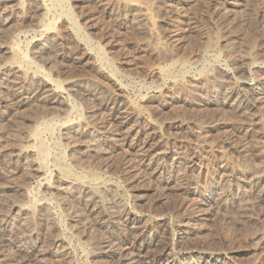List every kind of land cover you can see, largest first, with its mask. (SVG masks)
<instances>
[{"label":"rangeland","instance_id":"obj_1","mask_svg":"<svg viewBox=\"0 0 264 264\" xmlns=\"http://www.w3.org/2000/svg\"><path fill=\"white\" fill-rule=\"evenodd\" d=\"M236 1L65 0L55 9L0 0V224L10 228L0 227V264H115L102 252L108 239L123 258L137 253L123 264H159L166 251L264 264L263 182L252 190L238 180L264 172V0ZM176 60L170 78L157 72ZM254 85L258 116L209 102L222 86L241 94ZM44 115L55 129H40L50 153L37 172L27 150ZM57 152L75 173L97 172L96 182H63ZM214 183L238 188L229 201L202 202ZM13 201L40 207L21 212ZM24 238L42 252L36 260L22 258Z\"/></svg>","mask_w":264,"mask_h":264},{"label":"bare ground","instance_id":"obj_2","mask_svg":"<svg viewBox=\"0 0 264 264\" xmlns=\"http://www.w3.org/2000/svg\"><path fill=\"white\" fill-rule=\"evenodd\" d=\"M39 2H42L43 4L45 3V2H48L51 6L50 7H52V8H55V9H57V8H59V7H63V5H64V3H65V0H39ZM128 2V1H127ZM39 5V4H38ZM235 5H238V1H236L235 0ZM240 5V4H239ZM39 7H40V5H39ZM61 10V9H60ZM67 10V11H66ZM66 10H62V14H64L65 16H66V18H67V20L69 21V23H70V25H71V27H72V29H74L75 31H77V23H76V21L74 20V18L72 17V15L70 14V12L68 11V9L66 8ZM60 14H61V12H60ZM141 15V14H140ZM61 16V15H60ZM44 17V16H43ZM36 22V21H35ZM48 22V21H47ZM147 22V21H146ZM0 23H1V20H0ZM142 23V22H141ZM2 24H3V21H2ZM1 27V26H0ZM44 28L46 27V26H43ZM42 27V28H43ZM48 27L49 28H51V26L48 24L47 25V29H48ZM46 29V28H45ZM46 29V30H47ZM80 30V29H79ZM27 32V31H26ZM79 33V32H78ZM213 36V35H212ZM82 38L81 39H83V41L84 42H88V39L87 38H85V37H83V36H81ZM15 41V40H14ZM91 41V40H90ZM159 42V41H158ZM93 45V44H92ZM9 47V46H8ZM4 49V50H3ZM5 50H7V45L6 44H4V43H0V51H4L5 52ZM7 52V51H6ZM12 52V51H11ZM16 52V51H15ZM20 52V51H19ZM96 53H97V56H98V58L100 59V60H102V61H105L107 64H108V66H109V68H110V71L112 70L113 71V66L111 65V63L106 59V57H105V55L103 54V52L101 51V49L100 48H96ZM13 54V53H12ZM24 55H20V62L22 63V64H24L25 66H27V65H29L30 64V60L28 59V56L26 57V54L25 53H23ZM18 56V55H17ZM251 57V56H250ZM253 57H255V56H253ZM218 58V57H217ZM19 62V63H20ZM177 60H176V62H174V61H171V62H169L168 64H166V65H164V66H159V67H157V72L160 74V75H162V76H170V75H172L174 72H173V70L177 67ZM260 62V61H259ZM14 63V62H13ZM100 63V62H99ZM179 63V62H178ZM257 63V62H256ZM185 64H187V62L185 63V61L184 62H182V63H180V65H179V67L178 68H184L185 67ZM31 65V64H30ZM10 66V65H9ZM22 66V65H21ZM34 66V65H33ZM23 67V66H22ZM30 67V66H29ZM189 67V66H188ZM35 68V67H34ZM27 70V69H26ZM37 71H38V69H36ZM184 70H186V69H184ZM183 70V71H184ZM173 72V73H172ZM175 72H176V69H175ZM178 72V71H177ZM179 72H180V69H179ZM34 73H35V71H34ZM33 73V74H34ZM38 73H39V71H38ZM37 73V74H38ZM42 73V72H41ZM181 73H183V72H181ZM181 73H179V74H181ZM32 74V75H33ZM35 75V74H34ZM33 75V76H34ZM39 75V74H38ZM44 76H46V75H44ZM48 76V75H47ZM119 76H121V75H119ZM29 77H31V76H29ZM38 77V76H37ZM27 78V77H26ZM44 78V77H43ZM168 78H170V77H168ZM35 79H36V77H35ZM39 79V78H38ZM45 79V78H44ZM18 80V79H17ZM37 80V79H36ZM168 80V79H167ZM19 81V80H18ZM30 81V80H29ZM35 81V80H34ZM41 81H43V80H41V79H39V82H41ZM24 82V81H23ZM27 82V81H26ZM44 83H47V81H45L44 80ZM49 83H51V82H49ZM37 84V83H36ZM38 85H40L39 83H38ZM121 85V84H120ZM249 85V84H248ZM22 86V85H21ZM29 86V85H28ZM35 86V85H34ZM42 86V85H41ZM44 86V85H43ZM261 86V85H260ZM259 85H254V86H248V87H246V88H244L245 90L243 91V92H240L241 94H239V93H237V92H234V90L232 91V90H226L223 86L222 87H220L218 90H217V93H219L218 94V97L215 99H212V101L211 100H209V102H211V103H213V104H216L217 105V107L219 106L220 107V109L221 110H227L228 112H239V113H241L242 115H245V116H255V115H257V114H255V111H257L256 109L259 107V105L261 104V101H260V99H256V98H254V96H255V94L257 93V91L259 90V87H260ZM25 87H26V85H25ZM24 87V88H25ZM32 87V86H31ZM245 87V86H244ZM20 88H22V87H20ZM27 88V87H26ZM41 88V87H40ZM73 88V87H72ZM262 88V87H261ZM14 89V88H13ZM18 89V88H17ZM233 89V88H232ZM31 90V89H30ZM29 90V91H30ZM36 91H37V89H35ZM43 90H44V88H43ZM264 90V89H263ZM18 91H19V89H18ZM21 91V90H20ZM14 92H16V91H14ZM38 92H39V90H38ZM41 92H43V91H41ZM47 92V91H46ZM239 92V91H238ZM259 92V91H258ZM36 93V92H35ZM32 94H33V92H32ZM37 94V93H36ZM214 94V93H213ZM212 94V95H213ZM258 94V93H257ZM261 95V94H260ZM16 96H18V94L16 95ZM38 96V95H37ZM40 96V95H39ZM42 96V95H41ZM217 96V95H216ZM263 96V95H262ZM261 96V97H262ZM20 97V96H19ZM18 97V98H19ZM193 97V96H192ZM208 97V96H207ZM256 97H258V96H256ZM17 98V99H18ZM15 99V98H14ZM16 99V100H17ZM39 99V98H38ZM41 99V98H40ZM194 99V98H193ZM210 99V98H209ZM19 100H20V98H19ZM35 100V99H34ZM37 100V99H36ZM39 101V100H38ZM47 101V100H46ZM262 101H263V99H262ZM15 102V101H14ZM21 102V101H20ZM40 102V101H39ZM207 102V101H206ZM8 103H10V102H8ZM8 103H6V104H8ZM5 104V103H4ZM12 104V103H11ZM10 104V105H11ZM262 105V104H261ZM202 106V105H201ZM218 107V108H219ZM262 107V106H261ZM263 108V107H262ZM71 109V108H70ZM259 111H261V110H259ZM51 113V112H50ZM256 113H258V112H256ZM262 113V112H261ZM46 115H48V114H46ZM46 115H44V117L43 118H41V119H39V128H38V126L36 127V128H33V130L32 131H30V134L29 135H31V137L32 138H34V146H32L33 148L32 149H30V147H29V149L30 150H27V151H29V153H30V156L32 155V157H34V159L33 160H35V161H33V163H35V165L33 164V166H34V168H35V171H40V168H42V164H43V162L45 161V158L48 156V153H50V151L48 152L47 151V148H46V146H45V144H44V142L42 141V138L39 136L40 135V129H43L44 130V132H45V130L46 131H49L51 128H54L53 127V124L54 123H52L53 122V120L51 119L52 117H50V115L49 116H47V117H45ZM234 115V114H233ZM259 115V114H258ZM257 115V116H258ZM43 116V115H42ZM52 116V115H51ZM69 116V115H68ZM37 119L39 118V117H36ZM253 118V117H252ZM56 119V118H55ZM66 119H68V118H66ZM224 119V118H223ZM250 119V118H249ZM257 120V119H256ZM38 121V120H37ZM36 121V122H37ZM250 121H252V120H250ZM254 121V120H253ZM224 122V121H223ZM222 122V120H221V122L220 121H218V124H222L223 123ZM38 124V123H37ZM253 124V123H252ZM85 126V125H84ZM35 127V126H34ZM57 127V126H56ZM55 129V128H54ZM130 130V129H129ZM246 130V129H245ZM29 131V130H28ZM53 132H54V130H52ZM49 133V132H48ZM244 133V132H243ZM264 134V133H263ZM28 135V136H29ZM49 136V135H48ZM17 140V139H16ZM122 143V142H121ZM15 145V144H14ZM56 146H57V144H55ZM54 146V145H53ZM48 147V146H47ZM23 148V147H22ZM21 147H18V146H15L14 147V149H16L17 150V152L18 153H23L24 152V150L22 149ZM13 149V150H14ZM27 149V148H26ZM58 149V148H57ZM61 149V148H60ZM10 150H12V149H10ZM6 151V150H5ZM54 151V150H53ZM59 151V150H58ZM61 151V150H60ZM7 153H10L9 151L7 152ZM12 153V152H11ZM25 153H27L26 151H25ZM60 152H57V155H55V158H54V163H55V168H57V170H58V172L64 177V181L63 182H66V184L68 183V184H72V186L74 187V185H81V186H88L89 184L88 183H90V182H96V180L98 179V173L97 172H88V173H82V174H78V172L77 173H75L74 171H73V169H71L68 165H66L64 162H66V161H63V155H62V153L61 154H59ZM24 154V153H23ZM64 154V153H63ZM6 155V154H5ZM62 155V156H61ZM138 155V154H137ZM19 156V155H18ZM32 159V158H31ZM142 159V158H141ZM65 160V159H64ZM156 165V164H155ZM36 166V167H35ZM148 166V165H147ZM33 168V169H34ZM79 169V168H78ZM100 169V168H99ZM239 170H238V172L240 171L241 172V170H240V168H238ZM245 169V168H244ZM150 170H152L151 168H150ZM164 170V169H163ZM42 171V170H41ZM152 172H154V173H156V175L161 179V180H165L166 182L169 180V176H167L165 173H164V171H158V170H156L155 171V169H153V171ZM179 172V171H178ZM233 172V171H232ZM243 173H244V171H242ZM236 173L237 172H233L232 174H231V176L233 177V179H237L238 177H237V175H236ZM249 173V172H248ZM248 173H246V174H248ZM253 173V172H252ZM252 173H249L248 175H246V177H244L243 179L242 178H239L238 180H240L241 179V182H243L244 184H246V185H248L249 186V188L250 189H256L257 190V188L259 189V187H260V185H262V182H263V185L260 187V189H259V193H257V194H259V196L262 198V200H264V172L263 173H260V172H255L254 174H252ZM177 174V173H176ZM179 176H181V175H179ZM243 176V175H242ZM239 177H241V176H239ZM61 178V177H60ZM175 178V177H174ZM179 178V177H178ZM106 179V178H105ZM46 180V179H45ZM172 180V179H171ZM100 181V180H99ZM104 181V180H103ZM104 182H106V181H104ZM235 182V181H234ZM74 184V185H73ZM91 184V183H90ZM97 184V183H96ZM236 184V183H235ZM235 184H233L232 186H230V187H223V190H221V192H219L220 191V189H221V186L219 185V184H216V183H214V185L211 187V190H210V192H209V195H208V197L207 198H203L202 199V202H204V201H206L208 198L209 199H215V197H216V195H219V199H221L222 201H229L230 200V197H231V195L233 194V190H235V189H237L236 188V186H235ZM9 185V184H8ZM104 185V184H103ZM13 186V185H12ZM78 186V187H79ZM86 186V187H87ZM105 186V185H104ZM247 186V187H248ZM16 187V186H15ZM106 187H108V186H106ZM110 187V186H109ZM14 188V187H13ZM18 188V187H17ZM83 188V187H82ZM104 188V187H103ZM175 188V187H174ZM20 189V188H19ZM111 189V188H110ZM247 189V188H246ZM249 189V190H250ZM11 190V189H10ZM81 190V189H80ZM87 190H88V188H87ZM242 190H245L244 188L242 189ZM5 191V190H4ZM4 191H3V193H4ZM85 192V191H84ZM95 192V191H94ZM255 192V191H254ZM14 193V192H13ZM87 193V192H86ZM244 193V192H243ZM24 194V193H23ZM26 194V193H25ZM236 194V193H235ZM6 195V194H5ZM14 195V194H13ZM234 195V194H233ZM242 195V194H241ZM240 195V196H241ZM247 195V194H246ZM12 195H10V197H11ZM20 196V195H19ZM114 196V195H113ZM248 196V195H247ZM246 196V197H247ZM6 197V196H5ZM15 197V196H14ZM239 197V196H238ZM243 197H245V196H243ZM33 200V199H32ZM217 200H218V198H217ZM14 201H16V200H14ZM12 202L11 204H9V209L10 208H14V207H17V209H19V211L21 210V212H22V210L24 209H26L27 207L22 203V202H20V203H17V202ZM212 201V200H211ZM25 202V204H26V201H24ZM214 202V201H213ZM221 202V201H220ZM224 202V203H225ZM22 203V204H21ZM223 203V202H222ZM229 203V202H228ZM27 204H29V203H27ZM40 204V203H39ZM39 204H34L33 206H31V207H28V209L30 210V211H32L33 212V210L35 211V208L36 207H40L39 206ZM213 204V203H212ZM30 205V204H29ZM32 205V204H31ZM8 207V206H7ZM222 207V206H221ZM7 209V208H6ZM8 211H10V210H8ZM3 212H5L4 210H3ZM26 212V211H25ZM28 213H30V212H28ZM6 214V213H5ZM7 215H8V213H7ZM6 216V215H5ZM19 216V215H18ZM10 217V216H9ZM2 218V217H1ZM4 218V217H3ZM30 219V218H29ZM1 220V219H0ZM3 220V219H2ZM8 221V220H7ZM7 221L6 220H3L1 223L2 224H0V227L2 228V230H7V229H10V228H8V223H7ZM25 223V222H24ZM27 223V222H26ZM181 223V222H180ZM33 224V223H32ZM190 225V224H189ZM33 226V225H32ZM188 226V225H187ZM8 231V230H7ZM5 233H6V231H5ZM8 233V232H7ZM1 236H3V234L2 235H0V237ZM175 236V235H174ZM262 240H263V242H264V231L263 232H261L260 233V236H259ZM5 238V237H4ZM7 239V238H6ZM25 239V238H24ZM21 240L22 242H21V246H20V249L19 250H21V249H24V248H27V249H29L30 250V253H28L27 255H25V257H22V258H25L26 260H29V259H34V260H36L37 259V257L39 256V255H41L42 254V252L41 251H36L35 250V246L31 243V242H29V241H27L26 239L25 240ZM59 239V238H58ZM57 239V240H58ZM62 239V238H61ZM3 242V241H2ZM62 242V241H61ZM114 242V241H113ZM105 247H106V249H107V251L105 250V251H102V252H107L108 253V255L107 256H109V257H111V258H115V260H116V263L115 264H119V263H122L123 261H127L128 262V259L130 260V259H132L133 258V256L134 255H136L133 251H132V249L128 252V256L126 255H124L125 257L123 258L122 256L123 255H121L120 256V254H119V252H116L117 250V246H115V247H117V248H114V246H113V243H112V240L110 241L109 239L108 240H103L102 242H101ZM106 243V244H105ZM157 243V242H156ZM116 244V243H115ZM103 246V247H104ZM124 246V245H123ZM122 248V247H121ZM126 248V247H125ZM40 249H42V248H40ZM39 249V250H40ZM44 249V248H43ZM42 249V250H43ZM47 249V248H46ZM35 250V251H34ZM38 250V249H37ZM45 250V249H44ZM33 251V252H32ZM61 251V250H60ZM1 252V251H0ZM167 252V251H166ZM160 252L161 254H159L158 256H157V261L156 262H159V264H219V259H217L215 256H208L207 254L206 255H197V256H195V255H193V254H185V255H183V256H180V257H175V255H173L172 253V255L170 254V252ZM125 253H127V252H125ZM134 253V254H133ZM159 253V252H158ZM45 254V253H44ZM150 257V256H149ZM27 258H29V259H27ZM41 258V257H40ZM110 258V259H111ZM11 259V258H10ZM112 262V261H111ZM126 262V263H127ZM123 264V263H122Z\"/></svg>","mask_w":264,"mask_h":264}]
</instances>
